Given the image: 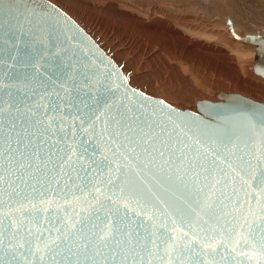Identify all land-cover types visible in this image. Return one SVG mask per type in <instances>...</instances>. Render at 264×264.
I'll list each match as a JSON object with an SVG mask.
<instances>
[{
    "label": "snow or ice",
    "instance_id": "6c2138e0",
    "mask_svg": "<svg viewBox=\"0 0 264 264\" xmlns=\"http://www.w3.org/2000/svg\"><path fill=\"white\" fill-rule=\"evenodd\" d=\"M22 19L31 24L14 0H0V45H11L0 47L9 51L0 67L42 68V41L23 52L15 43ZM31 80L34 103L0 81V264H231L237 253L264 264V112L247 118L259 148L225 131L215 149L189 156L187 140L202 141L187 124L169 130L121 111L93 96L71 63ZM60 201L85 206L70 214Z\"/></svg>",
    "mask_w": 264,
    "mask_h": 264
},
{
    "label": "water",
    "instance_id": "95a60500",
    "mask_svg": "<svg viewBox=\"0 0 264 264\" xmlns=\"http://www.w3.org/2000/svg\"><path fill=\"white\" fill-rule=\"evenodd\" d=\"M5 2L7 3L8 0ZM14 5L31 20V24L26 20H21L24 35L15 41L17 47L23 52L26 43H35L36 47H41L42 41L43 46L47 49L45 52L46 63L41 61L44 67L35 70L31 66L22 64H15L14 68L9 69L8 64H5L0 67V81L16 85L21 90V95L27 93L32 97L30 102L34 103L38 100L39 97L36 93L40 92V85L31 80L34 71H38L40 77L46 79V74H51V69L56 65L71 63L75 70L87 75L93 96H99L101 100L114 103L115 107L120 108L121 111L131 108L137 114H143L158 123L167 125L169 130L176 128V125L187 124L191 128L189 135L198 137L202 141L200 145H196L193 140H187V143L192 145L189 156L198 152L208 153L210 149H215L217 147L215 141L225 131H231L234 134L233 141L240 147H243V141L251 136L259 148L260 132L258 129L254 130L249 127L247 118L255 116L258 119L264 112V102L255 101L236 92L219 91L215 93L217 100H197L194 111L172 106L160 97L149 95L131 86L126 75L114 60L75 20L51 1L14 0ZM33 33L37 37L35 41L32 39ZM240 39L254 44L253 71L264 78V33L245 34ZM0 47L10 51L11 45H0ZM9 51L0 53V56L8 60ZM9 63L12 62L9 61ZM4 72H8L9 75H3ZM12 74L15 79L12 78ZM26 77L29 79L26 80ZM84 78V75L77 76L79 82H83ZM17 87L12 88L14 94ZM102 111L103 108H101ZM100 125L101 121H97V130ZM184 131L187 129L183 131L177 129L181 139H186ZM237 137H239L238 140ZM230 159L233 158L230 157ZM220 167H224V165L221 164ZM236 187L238 190L240 189L239 181H237ZM155 190L158 191V189ZM241 195L243 194L241 193ZM60 203L70 214L85 206L82 202L75 201H60ZM158 207L160 211H165L162 205H158ZM168 224L171 229L170 218ZM176 227L184 228V225L177 220ZM241 261L243 264H249L247 258L238 253L235 254L234 259L230 258L231 264H239Z\"/></svg>",
    "mask_w": 264,
    "mask_h": 264
},
{
    "label": "rangeland",
    "instance_id": "374dc122",
    "mask_svg": "<svg viewBox=\"0 0 264 264\" xmlns=\"http://www.w3.org/2000/svg\"><path fill=\"white\" fill-rule=\"evenodd\" d=\"M49 1H51L59 8H61L64 12H66L73 20L77 22V24H79L85 30V32H87L96 41V43L105 51V53L109 55L114 60V62L120 67L122 72L126 75L127 80L131 86L149 95L160 97L163 100H165L167 103L171 104L172 106L178 108H186L179 104L182 98H186L187 100L191 99V101L194 102V106L197 100L199 99L210 100L207 97L208 93L206 92L205 88L211 90L213 94L219 91L236 92L255 101L264 102V78L253 72L252 69L253 62L252 64L250 61L246 62L244 64L245 67H247L245 71L241 73L239 72L241 78L245 80L244 82L247 88L248 89L250 88L249 90L245 88L246 91L245 90L243 91L240 88V86L239 87L236 86L238 89L237 90L233 85H232L233 87L231 85L229 86L225 85L224 87L222 86L215 88L212 86L211 87L208 86L207 83L201 84L203 87H205L203 89L204 91L190 90L185 88L184 86H181V84L171 76L170 71L164 68L165 62L162 59L159 58L158 60L160 61H158L156 57L153 58V56L151 57V55L148 56L149 55L148 52L147 55L146 53L147 49L144 48L143 42H141L142 44L140 45L139 42H135V44L138 46L134 44H133L134 46L132 44H127L129 41H131L130 38L132 36L130 29L129 28L127 29V27L131 26L130 24L131 22L127 21L126 19H118V17L113 14V10H110L106 6L102 7L100 5H96V3H94L92 0H49ZM109 1H121L127 4L129 2L130 5H134L135 7L138 8H143V10L148 9L149 11L148 14L149 18L147 19L148 21L146 19L144 20L140 19L141 23H148L150 21V24L154 27H157L158 25L161 26L163 30L162 32L163 33L165 32L164 33L165 36L160 35V37L162 38L160 42L169 43V44L171 43L172 45L174 44V41L168 38L169 36L168 30L171 29L169 28V25L163 22L157 23L155 21V19L158 20L160 19L161 21H163L168 18H166L165 16L162 17L161 12L158 11L159 9L155 8V5L152 4L151 2L147 0H104L106 5L109 4ZM179 3L181 7H183L184 9H188L187 12L190 11L189 13L187 12L183 13L181 16H184V14L188 15L189 19H187V21L191 22V24H193L194 27L201 29V31H203L202 29L208 31L211 29L212 26V28L214 27L213 29L215 30V32L220 33L221 31V33L223 34L222 38H224V40L227 39L229 41L228 36L230 35L225 33V31L222 32L221 29L222 27L220 26L222 25L223 19H226V21H228L227 22V25L229 26L228 29L231 28L232 31L239 29L238 26H235L237 25V23L239 25L242 24L241 26L244 27L247 25L245 29L247 30L249 29L248 31H246L244 28L239 29L241 35L264 33V0H185V1L179 0ZM182 3H184L185 5ZM160 6L166 9V6L168 5H160ZM153 9H156L158 11L156 12L155 16L153 15L154 12ZM110 20L111 22H109ZM124 24L127 27H125ZM124 28L126 32H124ZM243 29L244 31H242ZM166 31L168 36L166 34ZM180 31L182 30L179 29L178 32ZM180 33L182 34L183 38L185 37L183 40V44H181L182 48L186 50H188V48L197 49L199 54L207 56L208 60L213 61L217 59L219 63L221 62L220 64H222L223 61V62H227L229 64L228 65L229 67L232 66L234 68H237L238 64L233 50L222 51L220 50V46L217 47L219 43H215L214 40L209 41L206 40L205 38H200L192 35L188 36V34L185 32H180ZM148 36H149L148 37L149 40H152V36L154 37L152 33H149ZM199 38L201 40H199ZM239 42L246 45L248 44V46H252V44L249 45L250 43L244 41H239ZM115 48L122 51V53L124 51L123 62L119 60L118 57L115 56L114 53ZM124 62H127V64ZM163 70H165V73ZM214 78H223V76L215 74ZM134 81H136L137 84H134ZM144 86L149 87L150 89H152V91L155 92L154 93L150 92L149 90H147V88H143ZM202 86L199 87L201 88ZM169 87L170 89L173 88L172 91L169 89ZM177 91L180 94H178ZM192 91L194 92L193 94L191 93ZM163 95L166 96V98ZM213 98L217 100V97H214V95Z\"/></svg>",
    "mask_w": 264,
    "mask_h": 264
},
{
    "label": "bare ground",
    "instance_id": "6f19581e",
    "mask_svg": "<svg viewBox=\"0 0 264 264\" xmlns=\"http://www.w3.org/2000/svg\"><path fill=\"white\" fill-rule=\"evenodd\" d=\"M92 1L94 3H96V5H100L102 7L106 6L110 10H113V14L116 15L118 17V19H126L127 21H130L131 23L130 22H128V23H130L132 27L131 26L127 27L124 24L125 27H127V29L128 28L130 29V32L132 35L130 38L131 41H129L130 43L128 42L127 44L136 45L135 42H139V45H140V44H142L141 42H143L144 48L147 49V50L146 49H144V50H146V53L147 52L149 53V55H148V53H147V55L148 56L151 55V57L153 56V58L156 57L157 60L159 58L162 59L165 62L164 68L166 70L170 71L171 76L177 82H179L181 84V86H184L187 89L195 90V91H204L203 89L205 87H203L201 85L202 83H207L208 86H210V87L212 86L215 88L222 87V86L224 87L225 85H227V86L233 85V86H235L236 89H237V87L240 86V88L243 91L245 90V88L248 89L247 86L245 85V82H244L245 80H243L239 74V72L240 73L244 72L245 69L247 68V67H245L244 64L248 61H250L252 64V62L254 61V57H255V46H254V44L240 39V37L244 36V35L243 34L241 35L239 29L240 28L245 29V27L247 25L244 27V26H241L242 24L239 25L237 23V25H235V26H238L239 29L232 31L231 28L228 29L229 28V26L227 25L228 21H226V19H223L222 25L220 27H222L221 28L222 32L225 31V33L230 35V36H228L229 37V41H228L227 39L224 40V38H222L223 34L221 33V31H220V33L215 32V30L213 29L214 27L212 28V26H211V29L208 31H206L204 29H202L203 31H201V29L194 27L193 24H191V22H188L187 21V19H189L188 15L184 14V16H181L183 13H186L188 11V9H184L183 7H181L180 6L181 2L179 3V0H147V1L151 2L152 4H154L155 8L159 9L158 11L161 12L162 17L165 16L166 18H168V19L163 20V21H161L160 19L159 20L155 19V21L157 23L163 22V23L169 25V28H171L170 30H168L169 36L167 34V31H166L168 38H170L171 40L174 41V44L172 45L170 43L171 44L170 45L169 43H161L160 42L162 39L160 37V35L165 36V34H164L165 32L164 33L162 32L163 30H162L161 26L158 25L157 27H154L150 24V21L148 23H141L140 19H143V20L146 19L147 20L149 18L148 9L143 10V8H138V7H135L134 5H130L129 2H128V4H129L128 5L127 3L121 2V1H109V4L106 5L104 0H92ZM182 4H184V3H182ZM160 5H168V6H166V9H165V8L161 7ZM190 6H192V5H190ZM189 9H190V7H189ZM153 11H154L153 15L155 16L156 12H158V11L156 9H153ZM189 12H187V13H189ZM193 12H194V10H193ZM151 20H152V18H151ZM155 21H153V22H155ZM109 22H111V20ZM244 24H245V22H244ZM179 29L182 30L180 32L187 33L188 36L192 35V36H196V37H200V38H205L206 40H209V41L214 40L215 43H219V45L217 47L220 46V50H222V51L233 50L235 57H236V60H237V64H238L237 68H239V69L234 68L232 66H230L231 67L230 68L228 66L229 64L227 62L222 61V64H220L221 62L219 63V61L217 59L213 60L215 62L208 60V57L204 56L202 54H199L197 49L188 48V50H186V49L182 48L181 44H183V40L185 37L183 38L182 34L180 32H178ZM244 29L242 31H244ZM245 30L248 31L249 29L248 30L245 29ZM246 31H245V33H246ZM124 32H126L125 28H124ZM149 33H152L154 35V37L152 36V40L148 39ZM260 34H262V33H260ZM129 37H128V39H129ZM200 38H199V40H201ZM238 40L250 43L249 45L252 44V46H248V44L247 45L242 44ZM107 41H109V40H107ZM136 46H138V45H136ZM248 48H249V50H248ZM109 49H111V48H109ZM213 49H215V48H213ZM114 53H115V56L118 57L119 60H121L123 62L124 51L122 53V51L115 48ZM158 61H160V60H158ZM124 63L127 64V62H124ZM225 65H227V66H225ZM252 69H253V67H252ZM163 71L165 73V70H163ZM215 74L222 75L223 78H214ZM134 77H136V76H134ZM134 84H137L136 81H134ZM199 86H202V87L200 88ZM143 88H147V90H149L150 92H153V93L155 92V91H152V89H150L147 86H144ZM169 89H170V87H169ZM172 89H170V90L172 91ZM205 90L208 93L207 97L210 100H216L213 98V95H214V97H216V96H215V94H213V92L211 90L206 89V88H205ZM191 93L193 94L194 92L192 91ZM178 94H180V93L178 92ZM164 97L166 98V96H164ZM179 104L186 107V108H189L193 111L195 110L194 102L191 101V99L187 100L186 98H182V100L180 101Z\"/></svg>",
    "mask_w": 264,
    "mask_h": 264
}]
</instances>
